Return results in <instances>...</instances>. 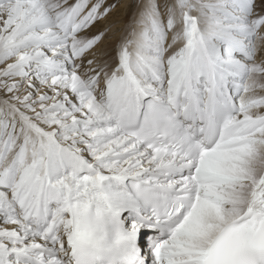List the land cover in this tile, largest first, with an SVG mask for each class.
<instances>
[{"label":"snow or ice","instance_id":"snow-or-ice-1","mask_svg":"<svg viewBox=\"0 0 264 264\" xmlns=\"http://www.w3.org/2000/svg\"><path fill=\"white\" fill-rule=\"evenodd\" d=\"M0 0V264H264V0Z\"/></svg>","mask_w":264,"mask_h":264},{"label":"bare ground","instance_id":"bare-ground-1","mask_svg":"<svg viewBox=\"0 0 264 264\" xmlns=\"http://www.w3.org/2000/svg\"><path fill=\"white\" fill-rule=\"evenodd\" d=\"M111 2L117 3L118 7L113 11L112 15L103 25V27H110L112 31L110 34V38L106 39L104 45H102L97 50L101 55H103L104 51L106 50V46L115 42V40L111 37H119L118 30L123 27V22L130 18V8L133 3V0H111Z\"/></svg>","mask_w":264,"mask_h":264}]
</instances>
